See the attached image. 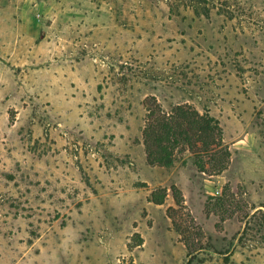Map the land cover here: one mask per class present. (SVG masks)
<instances>
[{"label":"rangeland","instance_id":"obj_1","mask_svg":"<svg viewBox=\"0 0 264 264\" xmlns=\"http://www.w3.org/2000/svg\"><path fill=\"white\" fill-rule=\"evenodd\" d=\"M148 97L213 118L225 170L148 165ZM172 186L192 264H264V0H0V264H187Z\"/></svg>","mask_w":264,"mask_h":264},{"label":"trees","instance_id":"obj_2","mask_svg":"<svg viewBox=\"0 0 264 264\" xmlns=\"http://www.w3.org/2000/svg\"><path fill=\"white\" fill-rule=\"evenodd\" d=\"M211 8H214V5H211ZM224 12L229 20L234 18L235 11L231 7H227ZM195 15L198 16V12L195 11ZM202 15L208 17L207 7ZM143 106L145 117L142 144L148 165L169 167L177 150L184 148L192 156L201 173L217 175L225 170L229 151L223 142L222 130L213 118L186 104H178L165 110L154 97L146 98ZM171 192L174 206L168 208L167 216L174 231L184 241L189 257L187 264H192L195 255L205 249L200 243L204 235L186 211L181 192L175 186L171 187ZM155 196H151V202L155 205L163 204L166 190L162 189ZM189 233L196 236V242L185 239V234Z\"/></svg>","mask_w":264,"mask_h":264}]
</instances>
